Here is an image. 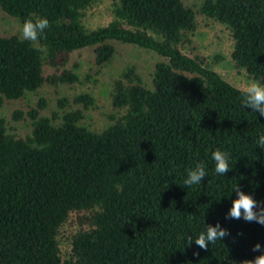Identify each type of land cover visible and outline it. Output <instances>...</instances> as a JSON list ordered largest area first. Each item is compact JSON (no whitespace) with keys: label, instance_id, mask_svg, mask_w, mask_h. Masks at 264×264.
Returning <instances> with one entry per match:
<instances>
[{"label":"trees","instance_id":"trees-1","mask_svg":"<svg viewBox=\"0 0 264 264\" xmlns=\"http://www.w3.org/2000/svg\"><path fill=\"white\" fill-rule=\"evenodd\" d=\"M98 1L0 0L21 23L49 21L37 42L0 34V99L81 81L71 52L82 47L97 66L112 57L113 40L160 56L148 80L133 64L111 78L112 112L100 129L81 122L83 108L94 104L85 91L57 97L61 111L42 113L43 97L13 109L14 119L28 121L23 135L0 115V264L253 260L255 244L264 250V225L227 213L236 185L264 205V150L256 144L264 116L243 107L242 88L180 46L191 41L196 16L209 17L229 30L233 65L264 84V0H110V19L87 26L86 11ZM70 103L78 106L64 108ZM217 148L229 153L225 175L215 173ZM197 162L207 175L185 186ZM72 215L62 255L59 230ZM217 223L229 233L222 241L207 251L186 244Z\"/></svg>","mask_w":264,"mask_h":264},{"label":"rangeland","instance_id":"rangeland-1","mask_svg":"<svg viewBox=\"0 0 264 264\" xmlns=\"http://www.w3.org/2000/svg\"><path fill=\"white\" fill-rule=\"evenodd\" d=\"M185 3L194 5L196 0H183ZM110 0H99L88 8L84 16V23L87 26H96L106 23L110 19ZM196 28L191 36L189 43L185 42L180 47L188 55H202L210 66L218 71L224 79L233 85L243 88L244 85L252 79L245 70L235 67L230 59V50L232 39L229 30L221 23L214 21L203 15L196 16ZM23 23L10 14L5 13L0 8V34L16 33L21 35V25ZM114 44V53L110 60L103 65L97 66L93 61V53L90 47H82L71 52V60L78 63L77 72L81 76V81L70 84L47 85L42 84L34 91H27L18 98L0 99V115L5 119L8 129L16 134L23 135L28 132V121L25 118L12 116V110L15 108L26 109L33 105L38 97H43L46 101L42 113L49 114L52 110L61 111L57 105V97L67 98L72 95L85 91L94 97V104L83 108V117L81 122L90 128L100 129L102 125L109 122L108 114L112 112V106L109 99V83L115 74L128 64H133L136 70L141 74L144 80H148V72L154 61L160 58L156 53L138 47L131 43L112 41ZM85 73L88 77H85ZM70 102V101H69ZM78 106L77 104H68V106ZM73 215L64 223L59 230V247L62 255L68 250V234L74 228Z\"/></svg>","mask_w":264,"mask_h":264},{"label":"clouds","instance_id":"clouds-1","mask_svg":"<svg viewBox=\"0 0 264 264\" xmlns=\"http://www.w3.org/2000/svg\"><path fill=\"white\" fill-rule=\"evenodd\" d=\"M47 27H49V21L45 18L25 19L21 25L22 38L37 42L39 35ZM242 94L241 103L243 107L250 108L254 112L259 113L260 116H264V84L260 83L259 80L252 79L244 85ZM256 144L257 147L264 150V134L258 136ZM211 157L215 162V173L225 175L226 172L231 170L229 167V153L217 148L211 153ZM206 175L204 165L197 162L195 167L187 170V178L184 180V185L189 187L198 185ZM233 191H235L237 198L232 201L227 215L233 219H240L242 217L245 221H255L264 225V205L258 204L250 195L241 191L237 185ZM205 227L206 231L200 232L194 241L189 237L186 244L191 245L194 242L201 249L207 251L210 243L215 244L218 240L222 241L224 237L229 235L228 231L221 228L219 223L215 226L208 225ZM252 251L260 252V255L256 256L253 260H244L241 264H264V250L261 249L259 243L253 246Z\"/></svg>","mask_w":264,"mask_h":264}]
</instances>
